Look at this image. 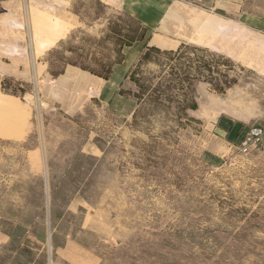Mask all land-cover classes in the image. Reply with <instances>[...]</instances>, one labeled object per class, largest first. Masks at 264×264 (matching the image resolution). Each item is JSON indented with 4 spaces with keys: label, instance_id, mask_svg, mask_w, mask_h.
Here are the masks:
<instances>
[{
    "label": "rangeland",
    "instance_id": "374dc122",
    "mask_svg": "<svg viewBox=\"0 0 264 264\" xmlns=\"http://www.w3.org/2000/svg\"><path fill=\"white\" fill-rule=\"evenodd\" d=\"M241 4L264 33V0ZM121 21L104 39L80 36L73 56L52 53V70L106 73L122 27L138 34ZM253 56L260 69L191 46L147 50L116 111L92 102L65 114L6 81L18 101L0 109V212L29 228L33 264H74L55 250L67 237L80 264H264V56Z\"/></svg>",
    "mask_w": 264,
    "mask_h": 264
},
{
    "label": "crops",
    "instance_id": "0c3cea01",
    "mask_svg": "<svg viewBox=\"0 0 264 264\" xmlns=\"http://www.w3.org/2000/svg\"><path fill=\"white\" fill-rule=\"evenodd\" d=\"M196 1L0 0V109L8 99L15 105L18 101L3 94L6 81L9 89L18 83L36 89L44 105L65 114H76L92 102L112 111L124 104L129 107L131 102L120 95L121 89L132 68L150 49L175 53L191 46L258 69L259 65L247 62L256 59L253 54L257 49L264 56V33L245 25L242 0ZM127 18L135 22L138 34L130 39V31L122 27L118 56H112L113 63L106 73L98 74L76 64L52 70V53L62 51L73 56L67 48L78 45L80 36L104 39L114 34L116 23ZM248 34L260 36V42H245L243 37ZM1 122L0 118V138H6ZM40 188L45 185L40 183ZM29 238V228L0 212V264H33ZM66 239L63 248L54 247L56 253L70 251L64 259L82 263V258L74 255L82 253L81 244Z\"/></svg>",
    "mask_w": 264,
    "mask_h": 264
},
{
    "label": "built area",
    "instance_id": "2783aa9c",
    "mask_svg": "<svg viewBox=\"0 0 264 264\" xmlns=\"http://www.w3.org/2000/svg\"><path fill=\"white\" fill-rule=\"evenodd\" d=\"M262 134L261 128L255 127L248 130V132L245 133L243 141H242V147L243 150L246 151L248 149L249 144L254 140H258L259 136Z\"/></svg>",
    "mask_w": 264,
    "mask_h": 264
}]
</instances>
